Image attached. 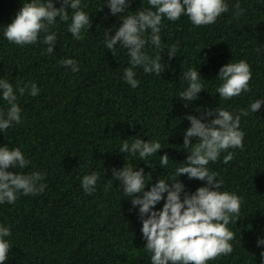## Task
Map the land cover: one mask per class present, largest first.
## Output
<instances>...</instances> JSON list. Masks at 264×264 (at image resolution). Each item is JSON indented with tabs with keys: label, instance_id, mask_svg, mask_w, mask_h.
I'll return each mask as SVG.
<instances>
[{
	"label": "trees",
	"instance_id": "16d2710c",
	"mask_svg": "<svg viewBox=\"0 0 264 264\" xmlns=\"http://www.w3.org/2000/svg\"><path fill=\"white\" fill-rule=\"evenodd\" d=\"M24 2L0 0V79L13 85L21 109V123L0 130V147L19 148L30 161L25 169L8 171L40 172L46 187L37 195L17 193L12 204L0 203V226L11 232L5 237L11 247L4 264H151L138 207L124 197L113 169L124 164L143 168L145 179L150 176L147 191L159 178L174 177L189 154L183 145V133L190 127L186 114L201 118L203 112L223 108L235 117L256 100L262 101L260 110L240 116L243 149L230 148L207 165L223 181L219 191L235 194L241 202L239 219L227 225L235 234L233 252L207 264H261L264 244L257 246V241L264 239V0H225L228 11L205 26L193 25L186 15L176 21L163 18L161 48L146 43L143 51L149 57L159 55L165 70L146 74L137 67L136 88L124 79L130 67L127 50L117 44L111 51L105 45L123 18V13L111 14L107 0H81L80 10L91 20L81 40L68 31L74 10L68 9L67 22L57 17L49 30L57 38L51 54L42 42L45 33L24 46L5 38L4 27ZM53 4L59 8L61 0ZM149 9L155 11L147 0H130L124 15ZM150 35L149 30L145 38ZM172 45L176 56L169 58ZM67 58L78 63L79 71L61 65ZM240 60L251 69L249 90L226 101L216 92L222 83L219 69ZM189 68L198 70L204 86L192 102L180 98L188 87L183 73ZM32 83L39 89L35 97L27 89L19 94L18 86ZM9 107L0 96V112ZM125 139L129 145L136 139L159 142L162 148L140 160L138 154L119 152ZM190 139L195 143L197 138ZM228 152L233 159L225 164ZM165 153L167 167L159 164ZM93 172L99 179L95 191L86 194L81 179ZM177 179L187 193L206 184L186 174Z\"/></svg>",
	"mask_w": 264,
	"mask_h": 264
},
{
	"label": "clouds",
	"instance_id": "9594fccd",
	"mask_svg": "<svg viewBox=\"0 0 264 264\" xmlns=\"http://www.w3.org/2000/svg\"><path fill=\"white\" fill-rule=\"evenodd\" d=\"M130 0H107L112 15L123 13L122 23L115 34L105 41L106 48L113 51L117 44L127 50L130 57V67L124 70V79L132 87L138 86L135 78V69L142 67L144 73L160 75L165 69L162 67L159 55L149 57L143 51L146 43H151L157 49L161 48V23L163 18L176 21L186 15L190 22L199 27L214 24L217 18L228 11L225 0H147L155 11L138 10L133 15H124ZM242 14L239 3L234 5ZM72 9L71 23L68 31L76 40L83 39L82 30L89 28L90 16L80 10L81 0H61V6L55 7L53 0H27L16 13L15 18L4 27V36L10 43L18 46L35 44L41 33L43 43L47 45L48 54L53 53V46L57 42L55 33H49L56 18L67 22L68 9ZM150 30L151 35L145 38ZM168 52L169 58L176 56V45H172ZM61 65L70 67L73 72L79 71L78 63L71 59H63ZM188 81V87L180 93L183 101L192 102L198 93L204 89L198 70L189 68L183 73ZM217 77L222 81L216 92L224 100H230L249 90V81L252 78L250 66L244 60L235 63H226L218 72ZM26 89L35 97L39 89L35 83L18 86L20 95ZM0 96L10 106L6 113L0 112V130H7L13 124L21 123V109L17 105V95L13 85L0 79ZM261 100L251 103L250 109H242L235 117L223 108L202 113L201 118L186 114L190 121L183 133L184 149L189 153L182 164L176 169L174 177L167 180L158 179L149 190L145 185L150 179H145L143 168L134 170L131 166L113 169L112 176L120 181L124 197L130 198L131 204L138 207L142 221L141 234L146 241L144 249L150 253L151 264H207L220 256H228L233 252L230 243L235 234L227 225L237 222L241 210L240 198L227 191H219L223 181L217 174L209 171V162L215 163L221 152L228 149H243L244 132L239 129L240 116H247L249 111L257 113L261 108ZM185 107L189 104L184 103ZM205 122L204 116H213ZM196 137L193 143L190 138ZM162 148L159 142H148L136 139L130 145L125 139L119 152L139 155L140 160L156 154ZM190 149V150H189ZM233 159V153L228 152L223 157L227 164ZM169 156L161 155L159 164L167 167ZM30 163L19 148L10 150L7 146L0 147V203L12 204L17 199V193L25 196L42 193L46 187L43 183V174L32 172L25 174L22 171H8L7 169H25ZM187 175L189 179L205 181V186L198 187L195 192L187 193L184 185L177 177ZM218 178V179H216ZM99 176L96 172L84 175L81 187L86 194L95 191ZM171 181V183H168ZM106 190L111 184L106 185ZM184 193L181 199V193ZM166 194V195H165ZM164 200L163 206L155 210V206ZM11 235L10 229L0 226V264L8 258L10 243L5 237ZM264 244V239L257 241V246ZM261 264H264V251L260 253Z\"/></svg>",
	"mask_w": 264,
	"mask_h": 264
}]
</instances>
